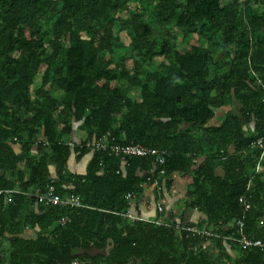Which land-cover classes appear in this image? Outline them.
<instances>
[{
    "label": "trees",
    "instance_id": "1",
    "mask_svg": "<svg viewBox=\"0 0 264 264\" xmlns=\"http://www.w3.org/2000/svg\"><path fill=\"white\" fill-rule=\"evenodd\" d=\"M263 135L264 0H0V190L52 187L83 206L0 196V264H264L257 248L176 228L190 210L185 225L227 237L242 220L264 242ZM105 136L164 163L86 149ZM154 181L167 226L124 218L125 196L138 203Z\"/></svg>",
    "mask_w": 264,
    "mask_h": 264
},
{
    "label": "built area",
    "instance_id": "2",
    "mask_svg": "<svg viewBox=\"0 0 264 264\" xmlns=\"http://www.w3.org/2000/svg\"><path fill=\"white\" fill-rule=\"evenodd\" d=\"M252 146L254 148H258L264 152V135L258 138ZM86 149L94 152H102L107 154L110 157L118 158L120 161L124 162L125 159L129 158H153L154 163L158 165H162L165 160L166 153L161 150H155L151 148H145L140 145H114L108 143V136H105L101 139H98L93 142H89L86 144ZM259 168L256 169V172ZM160 176L163 175V171L159 173ZM157 186V181L150 186L151 188L155 189ZM13 195H22L26 198H31L35 200L36 205H41L43 207H58V206H68L74 208H83V206L79 202V198L77 197H70L66 199L60 198L58 195L55 194L54 189L49 187L44 193L38 194L32 191L28 192H20L17 190H0V196L6 198L8 203L11 202V197ZM125 200L127 202L128 210L124 215V218L128 219L130 222L136 221H143L149 224H153L157 227L167 226L162 217L155 218L152 217H141L138 215L136 209L134 208V201L135 196L132 194H127L125 196ZM249 206L245 207V212L249 210ZM163 212V207L160 204H157L155 207V212L158 215H161ZM176 228L186 234H190L192 236H202L205 238H219L226 242L231 243L234 247L239 250L246 251L252 248H257L260 251H264V242L259 240H251L244 234V225L242 220H237L235 222L236 231L231 236H220L217 234L212 233L210 230L206 229H198L196 227L185 225L177 221ZM60 225H64L68 223L66 218L61 219L59 222ZM72 264H80L79 262L75 261Z\"/></svg>",
    "mask_w": 264,
    "mask_h": 264
},
{
    "label": "crops",
    "instance_id": "3",
    "mask_svg": "<svg viewBox=\"0 0 264 264\" xmlns=\"http://www.w3.org/2000/svg\"><path fill=\"white\" fill-rule=\"evenodd\" d=\"M222 110L224 111V110H226V108L222 109ZM225 112H227V111H225ZM218 124H219V121H218L217 117L214 118L210 122V125H212V126H216ZM63 140L68 141L67 138H63ZM85 167H86V159H83L79 163H76L75 160L72 159L69 162V164H68L69 171L73 172V173L82 174L84 172V170H85ZM219 174H221V172ZM177 183L178 184L175 186V188H173V190L169 193V198H171V200H173V202L171 204H169V205L173 209H177V208L182 206L183 200H180V198H181V194H182V192L184 190L183 189L184 186L187 185V181L179 179L177 181ZM175 189L179 190V194H175L174 193ZM153 190L154 189L151 188V187H149V188L144 187L143 188V194H142V197H141L140 201L138 203L137 202L134 203V208L136 209L137 213H139V215L141 217H143V218L154 216L155 206H154V199H153L154 198ZM157 195H158V193H157ZM156 202H158L156 204H160L161 206H163V208L165 206H168L167 200H165V199L159 198ZM135 205H137L138 208H136ZM186 219H188V222H186V223L194 224L193 222L196 221L197 215L195 214V212L187 210V211L184 212L182 220H180V221L177 220V221L185 222L184 220H186Z\"/></svg>",
    "mask_w": 264,
    "mask_h": 264
},
{
    "label": "rangeland",
    "instance_id": "4",
    "mask_svg": "<svg viewBox=\"0 0 264 264\" xmlns=\"http://www.w3.org/2000/svg\"><path fill=\"white\" fill-rule=\"evenodd\" d=\"M131 9H134V6H131ZM176 37H177V41H175V44H176V47H177L178 49L181 50V48L183 49L184 46L187 47L185 44L181 43V36H180L179 33H176ZM121 41H122L125 45H127L128 42H129L128 39H126L124 35L121 36ZM193 43H194V42L192 41V42L189 43V45H191V44H193ZM187 45H188V44H187ZM160 62H161L160 59H155V60H154V63H156V64H157V63H160ZM127 66H128V68L130 69V68H131V63H127ZM43 70H44V67H42V68L40 69L39 76H41V74L43 73ZM39 76H38V78H37V80H36L37 84H38V82H39ZM53 94L58 95V92H53ZM224 109H225V108H224ZM228 109H229V108H226V110H224V111H228ZM79 136H80V135H79ZM174 193H175V194H179V190L175 189V190H174ZM184 221H185V222H184V224H185L186 222H188V219H186V220H184ZM230 256H231L232 259H234V258H236V257L238 256V252L233 251L232 253H230Z\"/></svg>",
    "mask_w": 264,
    "mask_h": 264
},
{
    "label": "water",
    "instance_id": "5",
    "mask_svg": "<svg viewBox=\"0 0 264 264\" xmlns=\"http://www.w3.org/2000/svg\"><path fill=\"white\" fill-rule=\"evenodd\" d=\"M111 247L107 248L102 251H97V250H90V251H82L78 253L79 255H87L88 257L95 258L96 256H107L108 253L110 252Z\"/></svg>",
    "mask_w": 264,
    "mask_h": 264
}]
</instances>
